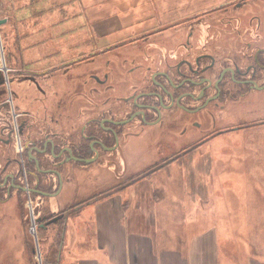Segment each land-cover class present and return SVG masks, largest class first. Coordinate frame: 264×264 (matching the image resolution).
<instances>
[{
    "label": "flooded vegetation",
    "instance_id": "1",
    "mask_svg": "<svg viewBox=\"0 0 264 264\" xmlns=\"http://www.w3.org/2000/svg\"><path fill=\"white\" fill-rule=\"evenodd\" d=\"M36 1L26 2L27 36L13 15L23 0L7 14L0 0V36L16 27L8 51L20 53L8 65L0 47V264L6 252L18 264L20 244L37 264L39 232L64 247L71 204L79 215L87 195L85 171L96 172L95 198L132 199L143 180L133 176L147 167L134 171L133 151L155 150V174L264 128V0L214 1L178 24L72 51L38 42ZM49 198L67 201L54 209Z\"/></svg>",
    "mask_w": 264,
    "mask_h": 264
},
{
    "label": "rangeland",
    "instance_id": "2",
    "mask_svg": "<svg viewBox=\"0 0 264 264\" xmlns=\"http://www.w3.org/2000/svg\"><path fill=\"white\" fill-rule=\"evenodd\" d=\"M3 1L5 2L2 9L5 12L9 13L17 9L15 5L17 0ZM27 1L23 0L19 4L23 8L17 11L18 16L30 14L31 7L26 5ZM214 1L219 0H37L35 4V9L39 10L37 26L32 29L34 28L36 32L41 28L48 29L47 45L57 44V41L62 39L58 48L52 47L53 51L66 50L64 47L67 44V50H89L96 48V44L100 45L127 35H142L145 32L143 30L152 25L158 26L166 22L178 24L188 20L190 17H186L191 15L193 10L208 8ZM63 19L68 21L55 25V22L58 23ZM19 27L22 33L31 32L29 21H23ZM63 30H69V33L62 38L60 35ZM10 33L11 28L3 33L4 37L0 36V47L2 50L5 48L7 52L5 58L7 57L8 65L15 62L11 61L10 57L18 53L11 54L12 51H8L11 45V37L8 35ZM56 33L60 37L55 36ZM6 35L8 38L4 40ZM88 38L89 41L82 45L81 42ZM15 46L19 47L18 40L15 41ZM14 86H12L13 92ZM14 103V101L10 102L12 110ZM133 146L136 147V143ZM155 153V150L146 153L133 151L130 155L134 171L147 166L144 171L133 176L134 181L140 178L143 180L137 182L135 186L134 197L130 198V211H146L148 203L145 198H150L149 212H161L165 213L163 216L171 217L173 211L176 212L174 213L177 217L192 213L197 216L195 222L187 225L186 228L182 224L178 230L179 234L189 231L183 234L185 242L192 234H203L213 227L217 234L215 241L220 246L221 264H232L231 261H237L238 253L241 255L242 264L249 257L256 259L258 257L264 261V128H257V133L244 138L218 140L211 144L208 151L187 156L180 166L161 169L153 174V171H156L154 166L157 165L155 161L158 160V155ZM147 169L148 171L151 169V173ZM95 173L94 170L85 171L87 195L82 201L81 213L78 215V212L72 209L75 204H71L68 212L71 226H77L78 216H88L82 228L85 241L79 243L83 244L81 256L93 254L96 250L94 214L97 204L104 198H95L94 192L97 187ZM66 201V198L44 200L51 203L54 209L59 208ZM78 222L80 223L79 220ZM168 228L171 232L164 230L163 233L172 236V228ZM72 231L75 230L72 228ZM48 234L40 232L37 234L39 246L37 247L36 243L37 253L33 257V261L37 264H54L53 249L58 248L56 244L60 236L50 233L48 241L40 242ZM31 238L34 243L36 236L31 235ZM168 241L167 247H172L170 243H173V239ZM75 245L73 247L69 245L70 255H66L67 248L63 250L60 259L62 264H77L79 250L78 244ZM17 250L21 252V258L17 263L29 264L31 259L29 248L20 244ZM231 253L233 255L229 258ZM7 258L6 252L3 264H7ZM10 264H13L12 260Z\"/></svg>",
    "mask_w": 264,
    "mask_h": 264
},
{
    "label": "crops",
    "instance_id": "3",
    "mask_svg": "<svg viewBox=\"0 0 264 264\" xmlns=\"http://www.w3.org/2000/svg\"><path fill=\"white\" fill-rule=\"evenodd\" d=\"M14 15V21L18 26L23 24V21H30L31 19L30 15L20 17L17 12ZM21 18H24V20H20ZM6 29H10V27L7 26ZM13 30V35L11 34L12 31L9 34L11 45L13 37L17 36L16 27H13ZM18 34L31 36L27 31L22 33L20 27H18ZM23 41L29 42L30 39ZM24 43L22 44L24 45ZM53 46H57V44H50L51 49ZM10 49L14 50L12 46ZM145 200L148 203L146 211H130V198L127 200L124 198H105V200H101L97 204L96 214H94L96 250L93 254L89 253L85 256H81L83 244L79 243L85 241L82 228H84L88 216H78L77 226L70 225L71 228L65 235L64 247L53 249V254H55L54 256L52 254L54 259L52 261L54 264H62L60 259L63 250L67 248L66 255H70L71 248L68 249V247L69 245L76 246L75 244H78L79 250L77 264H221L220 246L215 241L217 234L213 227L207 229L203 234H192L185 242L183 234L189 231L179 234L178 230L182 227V224H184V228L191 225L195 222L197 216L195 217L192 213H189L186 216L177 217L175 211H173L172 217L170 215L163 216L165 213L161 212H149L151 199L145 198ZM168 227L172 228V236L163 233L164 230L171 232ZM173 227H176V231ZM72 228L75 231H72ZM168 239H173V243H170L172 247H167L169 244ZM235 251H239V249H235ZM232 255L233 253L229 255V258ZM231 262L232 264H242L240 253L237 254V261ZM244 264H264V261L258 259V257L257 259L249 257Z\"/></svg>",
    "mask_w": 264,
    "mask_h": 264
},
{
    "label": "trees",
    "instance_id": "4",
    "mask_svg": "<svg viewBox=\"0 0 264 264\" xmlns=\"http://www.w3.org/2000/svg\"><path fill=\"white\" fill-rule=\"evenodd\" d=\"M38 19V18H37ZM65 21H68L67 19L65 20V19H63V20H61V21H59L58 23L57 22H55L56 24L55 25H59L60 23H62V22H65ZM36 26H37V24H36ZM43 28H41V29H39V30H37V39H38V42L40 43V42H45V39L49 36L48 34H47V31H48V29L46 30H42ZM63 32H64V30L61 32L62 34H63ZM62 34L60 35L61 37H62ZM55 36H57V37H60L59 36V34L57 35V33L56 34H54ZM56 37V38H57ZM60 43H62V39H60L59 41H57V48H58V46H59V44ZM62 45V44H61ZM39 49H41V50H44L45 49V46H43V47H41V48H39Z\"/></svg>",
    "mask_w": 264,
    "mask_h": 264
},
{
    "label": "water",
    "instance_id": "5",
    "mask_svg": "<svg viewBox=\"0 0 264 264\" xmlns=\"http://www.w3.org/2000/svg\"><path fill=\"white\" fill-rule=\"evenodd\" d=\"M1 24H3V23L1 22ZM36 252H37V250H36Z\"/></svg>",
    "mask_w": 264,
    "mask_h": 264
}]
</instances>
